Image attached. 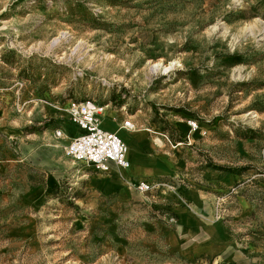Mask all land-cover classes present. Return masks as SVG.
<instances>
[{"label":"rangeland","instance_id":"1","mask_svg":"<svg viewBox=\"0 0 264 264\" xmlns=\"http://www.w3.org/2000/svg\"><path fill=\"white\" fill-rule=\"evenodd\" d=\"M88 99L159 131L199 120L250 206L234 252L188 264H264V0H0V264H83L73 207L32 240L26 153ZM182 261L136 242L114 264Z\"/></svg>","mask_w":264,"mask_h":264},{"label":"crops","instance_id":"2","mask_svg":"<svg viewBox=\"0 0 264 264\" xmlns=\"http://www.w3.org/2000/svg\"><path fill=\"white\" fill-rule=\"evenodd\" d=\"M63 113L60 139L39 133L28 140L33 241L38 234L47 239L53 231L41 229L63 225L66 219L56 217L73 207L70 223L80 233L76 235V260L83 264H114L116 252L129 251L136 242L146 254L168 255L187 264L234 252L239 245V225L233 220L239 219V206L243 215L250 202L239 195L241 173L228 175L224 167L208 164L210 158L202 152L207 144L200 131L191 132L188 124L159 131L140 126L132 118L136 128L129 131L121 127L129 115L123 117L105 106L100 126L123 139L130 167L118 170L111 165L101 171L65 156L63 148L79 128ZM137 181L159 187L139 192L130 186ZM220 196L226 197L229 210L216 218Z\"/></svg>","mask_w":264,"mask_h":264},{"label":"built area","instance_id":"3","mask_svg":"<svg viewBox=\"0 0 264 264\" xmlns=\"http://www.w3.org/2000/svg\"><path fill=\"white\" fill-rule=\"evenodd\" d=\"M105 106L92 99L69 101L65 112L71 122L77 125L80 133L73 136L64 147V153L74 161H82L93 165L97 170L108 171L113 165L118 170L128 166L127 146L123 139L113 131L100 126V116ZM191 132L200 131L203 136L208 131L201 127L199 120H188ZM121 127L133 131L136 124L131 118L124 119ZM56 136H61V130H56ZM130 186L139 192L152 191L158 188L157 184L147 181L130 182ZM226 197L220 196L216 200V218H221L225 212Z\"/></svg>","mask_w":264,"mask_h":264},{"label":"bare ground","instance_id":"4","mask_svg":"<svg viewBox=\"0 0 264 264\" xmlns=\"http://www.w3.org/2000/svg\"><path fill=\"white\" fill-rule=\"evenodd\" d=\"M158 69H159L158 66H155V67H154V71H155V70H158ZM106 110H107V107H106ZM102 115H103V114H102ZM102 115L100 116V123L102 122V121H101ZM128 151H129V150H128V148H127V154H126V155H127V158H128ZM128 161H129V164H128L127 168L130 167V160L128 159Z\"/></svg>","mask_w":264,"mask_h":264}]
</instances>
